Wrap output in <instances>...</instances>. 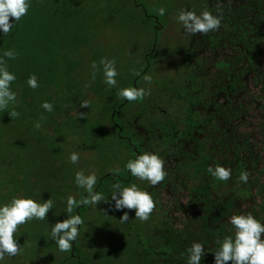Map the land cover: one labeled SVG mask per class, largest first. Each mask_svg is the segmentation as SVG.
Returning <instances> with one entry per match:
<instances>
[{
	"label": "rangeland",
	"instance_id": "1",
	"mask_svg": "<svg viewBox=\"0 0 264 264\" xmlns=\"http://www.w3.org/2000/svg\"><path fill=\"white\" fill-rule=\"evenodd\" d=\"M137 1L149 13L160 16V10L169 5L165 17L158 22L162 27L154 47L151 34L137 14ZM28 3L26 14L19 21L10 18L12 28L7 34H0V62L15 76L9 85L15 101L0 109V204L24 196L37 202L50 199L53 206L44 220L33 218L17 226L13 236L19 251L15 256L0 258V264H185L183 254L174 251L177 255L173 253L175 258H171V250L187 249L193 242L201 243L205 250L201 264H213L212 252L217 247L204 236L205 230L183 219L181 207L169 205L164 184L150 185L136 177L126 181L124 167L127 160L135 158L130 141L136 142L137 138L131 136L136 129L148 138V144L142 143V152L154 151L157 148L154 143L160 146L166 140L165 130L175 135L185 123L189 104L183 97V79L192 70L187 59L195 52L197 34L185 33L175 17L180 10L201 6L203 0H28ZM54 45L60 48V60L57 56L55 62ZM5 51L13 55L4 56ZM101 59L115 63L114 86L104 83ZM145 74L151 77L150 81L143 79ZM30 75L36 77V88L27 85ZM52 75L59 78L56 84ZM133 77L137 88L145 89L146 94L142 99L126 100L123 104L118 90L130 87ZM206 93H200L199 98L205 101ZM44 101L57 113L51 116L50 111L41 107ZM82 101H87V106H81ZM202 107L190 108L187 114L192 120L201 115L206 119L203 129L214 134L219 123L205 113L210 107ZM22 111L29 113L32 123L29 129L21 119ZM109 114L114 118L109 120ZM116 123L130 127L123 131L126 137L118 134ZM245 129L254 130L257 133L254 137L262 142L260 162L248 163L243 170L227 160L223 167L231 170L229 179L219 181L209 176V182L216 190L214 194L238 196V213H251L264 224V131L260 134L248 125ZM35 134L47 135L52 148L45 149ZM16 135L24 141L18 142ZM209 136L204 139L212 140ZM217 139L218 136L212 142L216 150ZM72 152L78 154L75 163L68 158ZM44 161H49L48 167L43 166ZM189 163L186 160L173 163L175 173L170 169V177L176 180L172 176L176 174L188 186L202 179L199 166ZM76 171L95 173L94 191L103 193L106 201L79 204L72 213H67V197L79 202L86 195L74 183ZM241 171H247V183L239 182ZM26 177L29 178L25 180ZM132 183L153 199L154 208L147 220L136 218L134 210L116 211L111 206L112 186ZM122 211H128L129 219L124 222L119 220ZM73 214L82 219L79 234L69 252H60L49 237L51 226ZM162 250H166L165 259L153 252Z\"/></svg>",
	"mask_w": 264,
	"mask_h": 264
},
{
	"label": "trees",
	"instance_id": "2",
	"mask_svg": "<svg viewBox=\"0 0 264 264\" xmlns=\"http://www.w3.org/2000/svg\"><path fill=\"white\" fill-rule=\"evenodd\" d=\"M135 6L139 10L137 14L141 18L145 29L152 35L151 38H155L156 41L159 34L158 22L160 18L165 17L166 11L170 9L169 5L164 7L163 13L160 11L161 16L149 13L141 2L137 1ZM204 10L213 15H218L221 23L213 31L203 34L196 33L197 44L193 50L195 52L200 50L201 52L195 53L192 51L193 53L187 59L192 70L183 79L185 85L183 97L187 101L194 102V99L200 97V93L202 95L204 91H207L205 96L207 103L203 101V104L212 107V104L214 105L213 97L217 96L216 110L219 129L217 131L216 146L218 150L215 149L216 147L211 146V140L207 141L205 139L208 146L202 143V158L200 161L198 162L194 155L185 159L199 166L202 170L200 175L202 179L188 186L183 184L184 181H180L178 176L174 174L172 176L176 180L171 178V182L167 187L170 193L169 205L179 209L181 207L185 214L183 219L188 220L187 223L190 225L193 224L205 230L204 236L208 240H212V246L218 247L217 241H221L233 232L229 218L233 214H240L236 209L238 196L222 195L219 192L214 194L213 191L216 190L209 182V176L211 175L208 174L207 168L216 165L223 166L228 160V163L229 161L233 162L234 166L242 167L244 170L248 168V163H259L262 158L260 138L256 139L254 135L257 133L254 130L249 132L245 127L247 125L249 127L254 126L260 134L264 131V0H203L201 6L194 10L193 6L191 7V11L197 14ZM57 46H53L54 62L60 52V48ZM58 60H60L59 56ZM52 74L54 75V73ZM53 75L52 82L56 84L59 78ZM198 77H201L202 81L197 82ZM206 80L209 83H206ZM130 87H137L136 78L133 77L130 80ZM57 90L58 87L55 92ZM125 102L126 100L123 99V104ZM115 109L119 110V107ZM52 110L50 111L51 116L55 112L54 108ZM21 116H24L21 119L25 123V127L28 126L29 129L32 126L29 113L22 111ZM113 118L114 116L111 117L109 114V120ZM255 120H259L258 123ZM186 121L187 126L180 137H176L177 135L171 132L170 141L164 144L170 147L171 155H174L178 160L181 159V142L179 141L186 137L185 132L187 133L190 128L197 127L199 124L203 125L206 119L193 118L192 120L187 114ZM250 123H253V126ZM116 127L121 138L126 137L123 131L126 127L128 129L130 127L127 124L120 123H116ZM131 136L134 139L137 138L134 143L130 141L131 139L129 140L132 143L131 146L128 142L136 156L137 152L134 151L133 147L139 151L145 138L137 129ZM35 137L37 141L42 142L45 149L52 148L47 141V135L39 136L35 134ZM16 138L18 142L24 141L22 137L18 140L17 135ZM26 140L29 141L28 137H26ZM212 150L216 152H213L216 155L213 158L211 156ZM155 153L159 154L158 152ZM38 156L41 155L38 154ZM48 162H42L43 166L48 167ZM173 162H176V160L171 159L170 164ZM173 171L175 173V170ZM130 176L127 171V179L125 180L127 181ZM28 178L26 177L25 180ZM242 193L244 194L245 191L243 190ZM213 237L216 242H214ZM174 251L181 252L185 262L186 249L177 247L175 250H171V258H175ZM153 252L160 254L162 259L166 258V250ZM176 263L178 262L176 261Z\"/></svg>",
	"mask_w": 264,
	"mask_h": 264
},
{
	"label": "clouds",
	"instance_id": "3",
	"mask_svg": "<svg viewBox=\"0 0 264 264\" xmlns=\"http://www.w3.org/2000/svg\"><path fill=\"white\" fill-rule=\"evenodd\" d=\"M29 7L28 0H0V34H7L13 26L10 18L19 21L26 14ZM163 13V9L160 10ZM175 19L182 26L185 33L195 35L196 33H208L217 29L221 23L218 15H213L204 10L197 14L191 10H180ZM11 51H5L4 56L11 57ZM102 74L104 83L107 86L116 84L115 77L117 71L113 60L101 59ZM95 69L96 64L93 62ZM15 79L13 73L9 72L3 63L0 62V109L7 107L10 101H15V93L10 90V82ZM145 81H150L151 77L147 74L143 76ZM27 85L30 88L37 87V80L34 75L27 78ZM118 96L127 101L142 99L146 94L145 89L137 87H125L118 90ZM81 106H87V101H82ZM46 111L52 110V105L44 101L41 103ZM15 113H12L14 115ZM69 160L75 163L78 154H69ZM129 175L146 180L150 185H156L165 178L164 161L155 152L144 151L130 158L124 164ZM209 175L219 181H226L231 175L229 168L216 165L207 168ZM241 183H247V171H241L238 176ZM74 183L84 189L86 195L79 201H75L71 196L65 202V211L72 213L74 206L96 205L100 201H106V197L99 191H94L97 184L95 173L84 174L82 171L74 173ZM114 189L110 192L111 206L116 210H134V216L139 220H147L154 208L151 195L137 187L135 183L128 186L114 184ZM53 202L50 199H43L37 202L30 197H13L10 202L0 204V258L15 256L19 251L16 238L13 233L17 226L25 223L26 220L33 218L44 220L46 213L52 209ZM128 211H122L119 217L121 222L128 220ZM82 219L79 215L73 214L67 218L52 224L49 237L55 242L60 252H69L72 242L78 236V226ZM229 223L233 228L231 235L225 236L221 241H217L218 247L213 255V264H264V224L256 219L251 213L233 214L229 218ZM203 245L193 242L186 249L187 256L185 264H201V257L205 254Z\"/></svg>",
	"mask_w": 264,
	"mask_h": 264
},
{
	"label": "flooded vegetation",
	"instance_id": "4",
	"mask_svg": "<svg viewBox=\"0 0 264 264\" xmlns=\"http://www.w3.org/2000/svg\"><path fill=\"white\" fill-rule=\"evenodd\" d=\"M160 27H162V26L159 25L158 28L160 29ZM158 36H159V34H158ZM151 37H152V35H151ZM156 41H155V38L152 39V42H153L152 46L153 47L155 46ZM145 58L148 61V59H149L148 55H145ZM213 98H214V105L212 104V107L210 105L205 106V107H210V110L206 111L205 113L208 114L211 119L215 118V120L213 122H217L218 114H217V110H216L217 109L216 105H217L218 99H217V96L213 97ZM201 99L202 98H199V100H198V98H196V99H194V102L187 101L185 99L186 102L189 104L188 110H186V120H187V111H190V108L195 109L197 107L199 110L203 109L202 106H204V104H203V99L202 100ZM206 103H207V101H206ZM199 112H201V111H199ZM191 113H192V111H191ZM199 119H202L201 115L199 116ZM186 120H185L184 125L182 126L180 133L178 132L177 134H175V135H177L176 137H180V135L183 133L184 128L187 126ZM137 131H139V128L137 129ZM217 131H218V128H216L214 130V134H213V132L212 133L208 132L205 129H203V125H201V124H199L197 127L190 128L187 133L185 132L186 137L183 138L182 141H179V142H181V145H180L181 146V149H180V152H181L180 158L181 159L180 160L176 159L174 155H171L169 146L164 145L165 143L170 141L171 132L169 133L167 130H165L164 133L166 134V140L165 141L163 140L162 145L158 146L154 143L155 147H157V148H155L156 150L153 151V149H152L151 151L152 152H158L159 153L158 155H160V157L164 161L165 178L163 181H161L159 183L164 184L165 192L167 193L168 198L170 197V193H169L167 186L170 184L171 178H172V177H170L171 174H169V173L171 171L170 169H172L173 166H175V165H173V163H175V162L170 164L171 159H175L176 162L179 163V162L185 161V159L187 157L194 155L196 157L197 161L199 162L200 159L202 158V150H201L202 143H205V145L208 146V143L206 142V140L204 138L207 137L208 134L211 135L212 140H211L210 144L212 146V142L215 140V138H217ZM144 135H145L144 136L145 141L143 142V144H148V138H147L146 134H144ZM150 145L152 146V144H150ZM141 146H142V144H141ZM147 147L149 148V145ZM133 149H134V151L137 152V154L142 152V147H140L139 151L135 147H133ZM213 152H215V151L212 150V153H211L212 158L216 156ZM173 170H174V168H173ZM111 173L113 176L115 175V172L112 171ZM132 178H133V176H130V178L127 181H130ZM125 179H127V178L125 177ZM114 181H116V179H114Z\"/></svg>",
	"mask_w": 264,
	"mask_h": 264
}]
</instances>
